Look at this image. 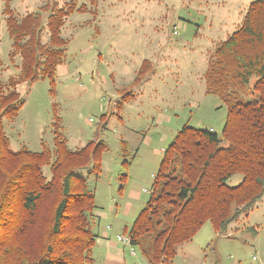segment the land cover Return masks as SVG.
<instances>
[{"label":"trees","instance_id":"obj_1","mask_svg":"<svg viewBox=\"0 0 264 264\" xmlns=\"http://www.w3.org/2000/svg\"><path fill=\"white\" fill-rule=\"evenodd\" d=\"M2 1L9 56L18 55L20 61L15 75L6 83L0 80V264H93L97 204L79 170L99 176L102 154L110 150L102 138L109 112L100 115L92 137L78 148L68 146L55 115L52 146L41 141L37 151L24 144L12 148L3 118H12L24 103L17 86L26 89L43 76L53 82L65 51L67 17L95 13L97 0H88L93 7L45 0L22 17L13 13L10 0ZM150 71L144 58L128 88L121 89L117 108ZM250 92L256 97L245 99ZM205 93L226 105L220 132L187 123L176 131L152 175L147 201L124 230L130 240L125 245L136 249L145 264H172L178 246L205 222L215 236H227L230 224L264 194V0L250 1L237 28L215 46L205 71ZM119 146L126 169L135 151L123 139ZM234 174L241 180L228 185ZM246 230L256 233L252 226Z\"/></svg>","mask_w":264,"mask_h":264},{"label":"rangeland","instance_id":"obj_2","mask_svg":"<svg viewBox=\"0 0 264 264\" xmlns=\"http://www.w3.org/2000/svg\"><path fill=\"white\" fill-rule=\"evenodd\" d=\"M44 1L10 0V7L22 17L36 11ZM53 1L61 6L75 2L77 6L84 3L93 7L88 0ZM250 1L97 0L95 13H71L62 28L66 45L53 82L43 76L26 89L24 84L17 86L24 103L12 118H3L11 147L24 144L35 151L40 150L41 141L52 146L55 115L67 144L69 141L71 148L81 147L92 137L100 115L108 111L102 138L110 150L102 154L99 176L79 170L94 189L98 210L106 208L108 198L103 194L106 196L110 180L116 187L123 182L122 189L137 187L141 181L145 183L140 188L150 187L164 148L184 123L220 132L226 105L205 93V71L215 46L237 28ZM2 7L0 0V80L6 83L17 73L20 58L9 56L11 39ZM42 39H48L45 28ZM144 58L149 60L151 71L117 108L121 89L128 88ZM254 80L252 77L245 85V91ZM255 97L254 92L244 96ZM120 139L135 151L126 169L122 166ZM123 173L126 176L122 181L119 178ZM240 180L241 174H234L226 183L235 185ZM248 226L256 230L254 235L246 230ZM226 234L215 238L205 222L192 240L204 245L214 239L210 242L211 247L216 244L217 252L213 253L219 255L217 264H259L264 259V194L247 214L230 224ZM189 244L183 245L190 250L186 264H214L211 247L202 250V256L208 255L202 262L192 253L201 250Z\"/></svg>","mask_w":264,"mask_h":264},{"label":"crops","instance_id":"obj_3","mask_svg":"<svg viewBox=\"0 0 264 264\" xmlns=\"http://www.w3.org/2000/svg\"><path fill=\"white\" fill-rule=\"evenodd\" d=\"M11 141L12 139L10 138V142ZM144 183L145 181H141L137 187L129 186L126 189L121 188V190H118V187L114 185V180H110L107 191H105L106 196L103 194L104 198H108L106 200V208L101 206L98 210L97 207L94 213L96 224L94 222L93 230L97 235L91 250L93 264H137L138 261L141 264H145L144 260L139 254L138 255L140 258L136 257V249H134V253H131L129 246L127 247L123 242L117 239V235L126 234L124 231L125 228L129 227L135 215L145 203L144 200L146 197L144 194L148 193L147 195H149L150 193V190L148 189L149 187L140 188V186ZM112 188L116 189L117 191L113 192L114 190L112 191ZM145 188L146 190H144ZM220 236H215V238ZM189 241L182 243L181 246L177 248L172 264L188 263L190 250L187 246L185 248L183 247L185 243H190L189 245H194L201 250H197L196 252L192 253L199 255L198 258H201L203 262V260L206 259L205 256L208 255L204 254L202 256V250H207L205 249L206 244L215 240L211 239L204 245L201 242L195 241L194 239H191V242ZM213 251L217 252L216 244L215 246L211 247V258L213 259L214 264H217L219 262V255H217V253H213Z\"/></svg>","mask_w":264,"mask_h":264},{"label":"built area","instance_id":"obj_4","mask_svg":"<svg viewBox=\"0 0 264 264\" xmlns=\"http://www.w3.org/2000/svg\"><path fill=\"white\" fill-rule=\"evenodd\" d=\"M175 28V27H174ZM117 239L119 240V241H121V242H123V243H125V244H128L129 243V237L126 235V234H119V235H117ZM129 249H130V252L131 253H134V250L131 248V247H129ZM253 259L254 258H257L254 254H252V256H251ZM259 264H264V259H262L260 262H259Z\"/></svg>","mask_w":264,"mask_h":264}]
</instances>
